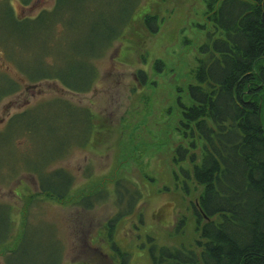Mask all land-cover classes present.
<instances>
[{
	"label": "trees",
	"instance_id": "obj_1",
	"mask_svg": "<svg viewBox=\"0 0 264 264\" xmlns=\"http://www.w3.org/2000/svg\"><path fill=\"white\" fill-rule=\"evenodd\" d=\"M21 1L29 5L33 0ZM142 1L56 0L53 9L19 20L10 0H1L0 19L6 23V34H0V41L6 44L7 58L29 83L58 80L73 93H87L100 78L96 61L123 38ZM142 14L146 29L158 33L159 15ZM206 22L212 29L199 45L195 82L178 88L171 112L177 131L189 143L176 146L173 162L189 161L191 167L185 164L182 174L202 188L193 207L200 237L188 247L162 248L160 256L152 254V260L154 264H264V0H208ZM160 60L154 61L153 71L162 74L165 64ZM137 77L147 85L146 69L139 68ZM21 86L0 72V102ZM54 100L50 114L48 104L53 100L8 121L0 131V159L5 155L0 166L7 161L18 163L14 144L19 135L30 136L33 147L36 136L45 135V145L51 143L48 151L42 150L33 162L29 159L32 151L22 155L39 185V192L30 198L64 203L72 195L74 178L67 169H47L48 163L65 155L73 142H90L98 126L90 108ZM56 108H65V119L76 118L80 127L66 130L60 119L63 114L57 121L52 118ZM114 184L123 208L107 224L108 242L122 264H129L113 240L117 223L134 213L141 193L122 177ZM94 198L95 193L78 200L91 208ZM0 207L6 209V215L0 214V253H5L7 264H19L13 259L15 252L22 249L21 255L28 254L20 246L11 249L15 220L6 204ZM25 222L27 227L29 222ZM27 238L24 233V247Z\"/></svg>",
	"mask_w": 264,
	"mask_h": 264
},
{
	"label": "rangeland",
	"instance_id": "obj_2",
	"mask_svg": "<svg viewBox=\"0 0 264 264\" xmlns=\"http://www.w3.org/2000/svg\"><path fill=\"white\" fill-rule=\"evenodd\" d=\"M55 3L56 0H33L24 5L21 0H10L19 20L35 18L43 10L53 9ZM140 4L123 38L96 61L100 78L87 93H73L58 80L29 83L7 58L6 44L0 41V72L22 85L0 102V131L14 115L53 100L48 104L50 114L54 99L90 108L98 126L90 142H73L65 155L48 163L47 169L64 168L74 178L72 195L64 203L30 198L39 192V185L22 155L32 151L29 159L33 162L42 150L48 151L51 143L45 145V135L36 136L34 147L30 136L19 135L14 144L18 163L7 161L0 166V203L8 206L15 220L16 235L10 247L20 246L28 254L15 250L13 259L19 264H40L47 259L45 264H122L107 234V224L123 208L114 192V183L120 177L141 193L134 213L117 223L113 240L129 264H154L152 254L160 256L162 248L188 247L200 237L193 207L202 188L186 181L182 174L185 164L191 167L189 161L173 162L176 146L189 143L177 131L176 116L171 112L178 88L195 82L199 45L212 29L204 25L208 0H143ZM143 12L159 15L158 33L146 29L140 18ZM2 21L3 35L6 23ZM156 59L165 64L162 74L153 71ZM139 68L149 73L147 85L137 77ZM56 109L52 111L53 119L65 111ZM67 116L60 118L66 130L71 131L72 125L80 127L76 118L65 119ZM197 151L200 158V149ZM2 158L0 165L5 155ZM94 193L91 208L79 203L80 198ZM99 194L103 197L99 198ZM0 214L6 215L4 207H0ZM24 233L28 237L25 247L21 243ZM2 255L5 253H0V264H7Z\"/></svg>",
	"mask_w": 264,
	"mask_h": 264
}]
</instances>
